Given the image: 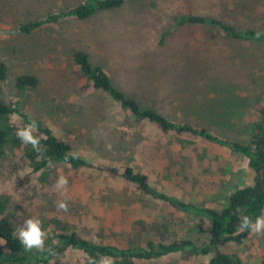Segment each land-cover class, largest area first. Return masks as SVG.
I'll return each mask as SVG.
<instances>
[{"label":"rangeland","instance_id":"rangeland-1","mask_svg":"<svg viewBox=\"0 0 264 264\" xmlns=\"http://www.w3.org/2000/svg\"><path fill=\"white\" fill-rule=\"evenodd\" d=\"M82 1L0 0V61L7 65V78L0 82L3 98L18 101L31 120L61 139L78 140L80 153L96 165L133 166L154 187L185 202L220 208L232 190L252 184L254 171L244 154L199 137L166 133L133 117L108 94L83 88L85 80L70 55L78 49L87 52L115 86L142 106L247 144L264 105V42L231 38L215 25L177 20L207 16L264 33V0H126L84 19L64 17L31 33L21 30L24 22ZM21 74L38 79L36 89L25 95L15 85ZM12 122L20 128L30 124L16 116ZM51 167L58 175L47 182L39 173L23 176L31 164L22 148L0 157V193L9 198V212L34 213L42 222L58 217L83 237L118 247L158 241L146 229L163 221L169 223L168 240H206L201 227L209 226L208 220L140 193L121 176L64 163ZM61 175L68 185L57 190ZM59 201L67 203V211L57 209ZM223 251L237 254L243 264H264V233L251 231ZM207 260L190 247L147 264ZM39 264L85 260L81 251L70 249Z\"/></svg>","mask_w":264,"mask_h":264},{"label":"trees","instance_id":"trees-1","mask_svg":"<svg viewBox=\"0 0 264 264\" xmlns=\"http://www.w3.org/2000/svg\"><path fill=\"white\" fill-rule=\"evenodd\" d=\"M126 0H84L79 4L65 7L53 12L43 19H35L22 23L21 30L27 33L34 32L49 22H56L64 17H77L84 19L102 9L114 8L122 5ZM179 24L185 22L204 23L219 27L224 33L234 39H248L264 42V33L256 30H240L236 26L213 17L188 15L177 20ZM262 33L257 38L256 33ZM70 62L79 68L85 80L83 88L92 87L102 91L126 109L133 117L147 120L155 124L161 131L174 133L178 136L189 135L199 137L205 141L224 145L232 150L241 152L248 160L249 166L254 171L252 184L232 190L220 208L199 206L185 202L182 198L154 187L148 176L133 166L123 170L114 167L96 165L89 158L80 153V144L76 139H61L54 131L40 121L31 120L24 113L19 102L8 103L2 95L0 83V157L8 150L22 148L24 155L31 164V170L25 177L40 174V179L50 182L54 180L58 171L51 167L52 163H64L75 169L91 167L97 168L110 176H121L127 182L136 185L140 193L157 197L167 202L178 210L191 211L209 221V226L201 227L206 234L203 239L168 240L169 223H152L151 228L143 229L154 232L159 236L158 241H148L144 246L118 247L103 241H92L83 237L72 229L69 222L58 217L41 221L43 231L48 232L43 249L27 250L20 240L13 235L14 231L24 225L32 217L31 214H15L9 212V198L0 193V264H39L47 262L52 255L64 254L70 249L81 251L85 264H96L105 257L114 260V264H147L148 261L161 256L192 248L198 256L206 257L207 264H243L242 259L235 253L223 251L229 242L241 243L252 231L240 229L242 219L247 216L253 223L256 218L264 213V105L260 109L259 119L253 127L249 143L230 141L221 138L211 130L198 125L181 122L168 118L157 110L142 106L137 99L128 95L114 85L110 75L103 67L91 62L89 54L84 50H75L70 55ZM7 78V65L0 61V82ZM38 84L36 76L21 74L15 80L16 88L23 95L35 90ZM23 118V122L36 123L33 135L39 139V151L31 144H24L16 135L20 128L13 124L12 117ZM50 171L53 177L50 176ZM38 219V218H37Z\"/></svg>","mask_w":264,"mask_h":264},{"label":"clouds","instance_id":"clouds-1","mask_svg":"<svg viewBox=\"0 0 264 264\" xmlns=\"http://www.w3.org/2000/svg\"><path fill=\"white\" fill-rule=\"evenodd\" d=\"M260 35H262V33H256L257 38H259ZM36 127L37 125L33 121L26 127L19 128L16 135L24 144H31L35 150L39 151V139L33 135ZM67 185V177L61 175L56 180L54 187L57 190H62L66 189ZM56 207L59 210H68V205L65 201L57 202ZM249 228H251L254 233H264V215L258 216L254 223L247 216H245L240 224V229L243 231ZM13 235L16 236L20 240L21 244L29 251L34 248H44L46 233L42 230L41 221L35 217L27 219L22 227H19L14 231ZM103 264H114V260L110 257H105Z\"/></svg>","mask_w":264,"mask_h":264}]
</instances>
